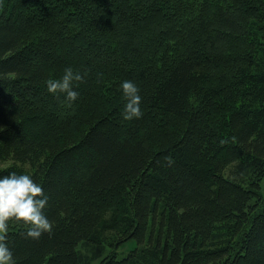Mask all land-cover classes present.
I'll return each mask as SVG.
<instances>
[{
  "label": "trees",
  "instance_id": "obj_1",
  "mask_svg": "<svg viewBox=\"0 0 264 264\" xmlns=\"http://www.w3.org/2000/svg\"><path fill=\"white\" fill-rule=\"evenodd\" d=\"M69 66L71 102L46 86ZM12 171L54 225L9 222L16 264H264V0H0Z\"/></svg>",
  "mask_w": 264,
  "mask_h": 264
},
{
  "label": "clouds",
  "instance_id": "obj_2",
  "mask_svg": "<svg viewBox=\"0 0 264 264\" xmlns=\"http://www.w3.org/2000/svg\"><path fill=\"white\" fill-rule=\"evenodd\" d=\"M82 79L80 72H74L72 67H66L61 78H49L46 81L47 91L56 94L65 93L69 102L75 101L78 91L73 87L74 81ZM122 95L125 98L122 116L125 120L142 116L139 88L130 79L120 83ZM169 163L172 158H168ZM49 197L43 186L37 183L29 174H17L12 171L0 175V264H16L11 248L7 243L9 222L16 220L26 226L25 235L33 239L53 230V222L44 214Z\"/></svg>",
  "mask_w": 264,
  "mask_h": 264
},
{
  "label": "rangeland",
  "instance_id": "obj_3",
  "mask_svg": "<svg viewBox=\"0 0 264 264\" xmlns=\"http://www.w3.org/2000/svg\"><path fill=\"white\" fill-rule=\"evenodd\" d=\"M3 164V163H1ZM4 165V164H3ZM261 184V191H264V177L263 179L260 181ZM264 193V192H263ZM134 244V241H130L128 243H123L122 245H120L117 249H114V251L119 255L122 256L123 254L127 253V251L129 250V248H132ZM81 250H83V248H81ZM97 261H94L91 264H96Z\"/></svg>",
  "mask_w": 264,
  "mask_h": 264
}]
</instances>
